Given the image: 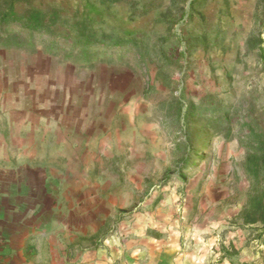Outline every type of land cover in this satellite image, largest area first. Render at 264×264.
<instances>
[{"label":"rangeland","instance_id":"rangeland-1","mask_svg":"<svg viewBox=\"0 0 264 264\" xmlns=\"http://www.w3.org/2000/svg\"><path fill=\"white\" fill-rule=\"evenodd\" d=\"M14 6L0 168L35 264H264V0Z\"/></svg>","mask_w":264,"mask_h":264},{"label":"crops","instance_id":"crops-1","mask_svg":"<svg viewBox=\"0 0 264 264\" xmlns=\"http://www.w3.org/2000/svg\"><path fill=\"white\" fill-rule=\"evenodd\" d=\"M11 179V176L2 178L0 168V235L6 243L3 254L11 264H35V258L29 254L31 245L42 242L49 224L40 215L36 223L32 221L29 194L16 188Z\"/></svg>","mask_w":264,"mask_h":264},{"label":"trees","instance_id":"trees-1","mask_svg":"<svg viewBox=\"0 0 264 264\" xmlns=\"http://www.w3.org/2000/svg\"><path fill=\"white\" fill-rule=\"evenodd\" d=\"M10 3V7L8 8V11L4 13V21H8L10 19V21H18L20 20L21 17H26V15L24 13H22L21 11L17 10L15 5V2L17 0H0V10L3 9V6L5 5L6 2ZM42 19V15L39 12V10H33L31 12V14H29L28 16V20L29 21H34L35 23H40ZM25 25H27L28 29L31 30H35L37 27H39L38 24H34L32 26H29V24L25 23ZM196 135L194 134V137ZM197 137V136H196ZM207 139L204 141L203 140V144L201 143V147L203 148L206 145ZM236 252V250H234ZM233 252V250L231 251Z\"/></svg>","mask_w":264,"mask_h":264},{"label":"built area","instance_id":"built-area-1","mask_svg":"<svg viewBox=\"0 0 264 264\" xmlns=\"http://www.w3.org/2000/svg\"><path fill=\"white\" fill-rule=\"evenodd\" d=\"M5 245H6L5 240L0 235V264H11V261L9 260L8 256L3 254Z\"/></svg>","mask_w":264,"mask_h":264}]
</instances>
